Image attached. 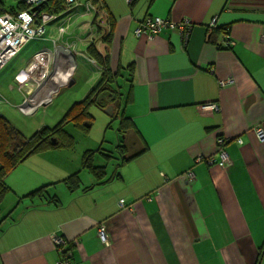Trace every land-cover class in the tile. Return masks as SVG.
<instances>
[{"label":"crops","instance_id":"0c3cea01","mask_svg":"<svg viewBox=\"0 0 264 264\" xmlns=\"http://www.w3.org/2000/svg\"><path fill=\"white\" fill-rule=\"evenodd\" d=\"M77 2L48 22L66 26L61 34L67 36L53 38L46 26L43 37L53 45L19 57L8 88L25 113L51 102L61 86L36 98L47 79L28 76L27 88L20 83L44 49L52 57L48 77L61 50L75 67L81 56L103 70L90 45L108 56L112 70L132 66L130 100L120 108L130 127L118 141L128 158L108 163L101 178L83 167L89 149L47 148L19 164L5 179L17 202L9 214L0 207L7 216L0 225V264H59L57 235L71 242L74 264H264V141L256 133L264 128V0ZM2 8L17 11L4 0ZM88 15L91 20L79 24ZM147 16L189 19L188 41L177 27L154 38L137 36ZM82 43L86 49L78 50ZM227 78L233 82L221 86ZM206 102H217L218 110L203 109ZM219 136L228 140L225 167L218 164ZM75 172L78 183L65 184ZM43 185L48 193L26 196ZM100 223L108 244L99 237Z\"/></svg>","mask_w":264,"mask_h":264},{"label":"rangeland","instance_id":"374dc122","mask_svg":"<svg viewBox=\"0 0 264 264\" xmlns=\"http://www.w3.org/2000/svg\"><path fill=\"white\" fill-rule=\"evenodd\" d=\"M4 3L7 9H11V7L17 8V0H4ZM80 18L79 24L85 19L91 20L89 15L83 17L81 16ZM55 23L57 22L54 21L52 24L47 25L48 28H52V37L55 38L59 35V37L67 36L66 33L62 35L59 32L57 24ZM50 29H48L47 35L49 34ZM44 44L51 46L53 45L50 38H32L29 41V44L21 51V53H19L17 57L11 60L5 67H3V70L1 69L2 72H0V95L4 96L5 98L4 102L0 101V115H5V118L8 119L11 124H13V126L22 132L27 138L33 136L35 132L43 126L53 127L58 122H61L66 117L70 108L76 102L83 100L90 90L95 87L96 83L100 81L102 77L101 73L103 72V70L99 68V64H93L88 59L82 58L81 56H77L78 64L75 67V61L72 60L73 58L71 59V55L66 50H61L62 53L60 54V58L55 69L53 70V73L50 74L48 77L49 79L47 78L45 85H43L42 91H40L39 94H36V98H42L48 92L52 93L53 90L59 88L60 86L61 87L55 91L56 93L54 97L52 98L51 102L47 103V105L40 107L39 110H36L33 113H25L21 110V108L18 107L16 94L13 92L10 93L11 89L8 88L7 84L8 79L14 73L17 67V62L15 61H17L19 57L25 58L27 55L33 54L35 50H37L38 46ZM77 49L82 50L86 48L82 43ZM69 65L71 68L70 70ZM74 67L75 72L72 75ZM67 75L69 76L66 79ZM71 75L72 79L70 82H68ZM26 78H29L28 75ZM107 96L108 94L105 91L101 92L99 96L100 98H98L99 103H92L88 107V110L91 114L89 116L90 119L84 120L83 124L86 126L87 123H90V128L84 129L81 123L77 124L75 120H66V123L64 124V130L70 133L74 138V145L72 147H66L71 149L69 152H84L87 149L95 150L99 147H103V151H112L114 155L118 157L116 145L120 140V119L118 118V114L115 113L117 111V107L115 105H113V115L106 111V107L102 108V101ZM34 161L33 163L32 161L26 162L28 167L32 166ZM52 163L54 164V162ZM37 164L40 163L37 162ZM27 165L23 164L22 166L26 167ZM49 165L52 164L49 163ZM111 165L112 163H110V166ZM19 170L20 168L18 171ZM82 172L83 175L88 171L85 169V171ZM12 192H8L3 199V204L0 206L2 213H8L11 211L10 209H14L16 207L15 205L17 201L15 203L13 202L11 195L13 194Z\"/></svg>","mask_w":264,"mask_h":264},{"label":"trees","instance_id":"16d2710c","mask_svg":"<svg viewBox=\"0 0 264 264\" xmlns=\"http://www.w3.org/2000/svg\"><path fill=\"white\" fill-rule=\"evenodd\" d=\"M98 1V0H93ZM3 0H0V13L4 12ZM28 8V5L24 0H19L16 13ZM68 8V3L66 0H46L39 5L38 9L40 12H47L52 15H60L64 13ZM230 44V42L228 43ZM89 52L93 53L96 60L99 61L103 67V73L100 81L95 85V87L90 90V92L84 97L83 100L76 102L67 113L66 117L58 122L55 126H43L38 129L33 136L27 138L22 132L17 130L11 122L5 118V116L0 115V205L5 198L9 187L5 181L7 175L15 169L20 163L25 161L30 155L37 153L41 150L47 148H66L74 145L73 136L64 130V124L66 120H75L77 124L82 125L84 120L90 119V112L88 107L92 103H99L98 98H100V93L105 91L108 96L102 101V108H107L109 105H115L120 119L119 132L120 135L124 134L130 127L128 124V119L123 116L120 108L122 105L130 100L131 96V73L130 67L127 68H117L112 70L109 65L108 56L97 52L95 46L90 45ZM120 110V112H119ZM118 157L114 155L112 151L105 150L103 147L98 149H89L85 151L83 157V167L89 169L94 173L96 178H101L103 173H105V167L111 161H126L127 156L123 153L125 148L123 142H119L117 145ZM101 161H99V160ZM120 162V164H121ZM79 172L71 174L69 177L64 179L65 184L72 186V184L78 183ZM48 185H43L36 190L29 192L26 196L36 197L43 196L48 193ZM55 198V196H53ZM7 218L6 215H1L0 212V225ZM71 242L67 241L65 246H62V253L71 251ZM262 253H264V245L262 247ZM61 256V254H60ZM71 264L73 263V256L68 258Z\"/></svg>","mask_w":264,"mask_h":264},{"label":"built area","instance_id":"2783aa9c","mask_svg":"<svg viewBox=\"0 0 264 264\" xmlns=\"http://www.w3.org/2000/svg\"><path fill=\"white\" fill-rule=\"evenodd\" d=\"M28 5V8L16 13H9L4 11L0 13V70L22 49V47L29 42L34 37H43L46 31V26L49 21L55 19L57 15H52L47 12H40L38 9L39 5L45 2L46 0H24ZM68 5L78 3L77 0H66ZM132 0H129L131 2ZM37 7V8H36ZM168 27H177L180 30L182 39L186 42L188 41L192 24L189 19H184L180 22H175L169 18H164L161 16H147L143 19L138 27L135 29V34L137 36L146 35L148 38H154L159 32L164 28ZM66 30V26L60 25L59 32L62 33ZM228 39V37H227ZM263 41H264V30H263ZM232 43L230 39L227 40V43ZM51 56V53L48 49H44L39 52L34 58H31V64L28 62L23 77V80H20L21 86L27 88L28 80L27 75L33 73V78L37 82H43L47 79L49 75V62L48 58ZM38 70V71H36ZM32 79V78H31ZM233 82L232 78L221 79L219 84L225 86ZM0 101L2 99L0 98ZM203 109L209 110H218L217 102H206L201 104ZM30 112V111H29ZM257 137L264 141V128L259 126L256 128ZM227 138L224 136H219L217 139V147L220 153V160L218 164L222 167H225L229 162L228 152L225 148L227 143ZM242 142L241 139H239ZM197 161L203 160L202 156L196 157ZM213 158L209 162H213ZM189 178L193 177V172H187ZM121 205H124V200L120 201ZM98 234L102 242L109 243V234L105 223H100L98 225ZM55 244L58 246L61 253L59 259V264H71L69 257L72 256V252L62 253V246H65L67 239L57 235L54 237Z\"/></svg>","mask_w":264,"mask_h":264},{"label":"bare ground","instance_id":"6f19581e","mask_svg":"<svg viewBox=\"0 0 264 264\" xmlns=\"http://www.w3.org/2000/svg\"><path fill=\"white\" fill-rule=\"evenodd\" d=\"M51 58H52L51 56L48 58V62H49V63H50V61L52 60ZM58 60H59V56L57 55V57H56V65H57V63H58ZM70 63H71V59H70ZM70 65H71V64H70ZM70 65H69V69H71V68H70ZM55 67H56V66H55ZM28 76H29L30 78H32L33 80H35V79L33 78V76H34L33 73H29ZM66 79H67V77H66ZM66 79H65V80H66ZM50 90H51V89H50ZM36 93H37V92H36ZM36 93H34V95H36ZM49 93H50V92H48V93H47L46 95H44L43 97H47V96L49 95ZM43 97H42V98H43Z\"/></svg>","mask_w":264,"mask_h":264},{"label":"water","instance_id":"95a60500","mask_svg":"<svg viewBox=\"0 0 264 264\" xmlns=\"http://www.w3.org/2000/svg\"><path fill=\"white\" fill-rule=\"evenodd\" d=\"M106 111L113 115V105L107 106Z\"/></svg>","mask_w":264,"mask_h":264},{"label":"flooded vegetation","instance_id":"af4514ba","mask_svg":"<svg viewBox=\"0 0 264 264\" xmlns=\"http://www.w3.org/2000/svg\"><path fill=\"white\" fill-rule=\"evenodd\" d=\"M112 105V104H111Z\"/></svg>","mask_w":264,"mask_h":264}]
</instances>
